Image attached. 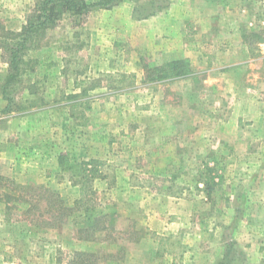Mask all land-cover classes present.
<instances>
[{"label": "rangeland", "instance_id": "1", "mask_svg": "<svg viewBox=\"0 0 264 264\" xmlns=\"http://www.w3.org/2000/svg\"><path fill=\"white\" fill-rule=\"evenodd\" d=\"M38 1L0 0V34ZM146 3L63 15L9 111L0 47V264H264V0Z\"/></svg>", "mask_w": 264, "mask_h": 264}, {"label": "trees", "instance_id": "2", "mask_svg": "<svg viewBox=\"0 0 264 264\" xmlns=\"http://www.w3.org/2000/svg\"><path fill=\"white\" fill-rule=\"evenodd\" d=\"M122 0H94L88 2L87 0H39L35 5L34 14L28 19L19 32L6 31L3 35L0 34V47H2L8 55L9 74L4 84V96L8 101L6 111L12 110L15 100L13 97L6 95L8 88L14 84L15 80L21 76L24 72L23 66L26 63L25 54H27L33 47L37 45V42L41 36L45 34L48 29L53 28L57 21L64 15H83L91 11L92 8H110L111 6L121 2ZM168 0H147L150 11L145 13V17L156 14L160 10L167 7ZM146 69V68H145ZM160 74L155 78H180L188 74L186 70L185 60L171 61L166 65L158 67ZM148 71V70H147ZM146 72V70H145ZM150 79V80H151ZM63 203V202H61ZM76 203H80L77 200ZM74 206L62 205L60 210L61 214H71L75 211ZM114 211V209L107 205L102 209H86L84 214V221L79 227L80 233L87 234L92 228L99 222L103 221L105 215L108 212ZM85 239L92 238L88 236H82Z\"/></svg>", "mask_w": 264, "mask_h": 264}]
</instances>
